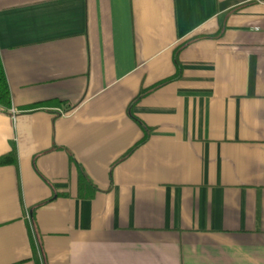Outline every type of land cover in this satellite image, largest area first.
<instances>
[{
    "label": "crops",
    "instance_id": "crops-1",
    "mask_svg": "<svg viewBox=\"0 0 264 264\" xmlns=\"http://www.w3.org/2000/svg\"><path fill=\"white\" fill-rule=\"evenodd\" d=\"M0 60V264H264V1L0 0Z\"/></svg>",
    "mask_w": 264,
    "mask_h": 264
},
{
    "label": "trees",
    "instance_id": "trees-1",
    "mask_svg": "<svg viewBox=\"0 0 264 264\" xmlns=\"http://www.w3.org/2000/svg\"><path fill=\"white\" fill-rule=\"evenodd\" d=\"M258 1H264V0H258ZM175 76L176 75H174V77ZM162 82H159L158 84ZM156 85H153L151 88L155 87ZM142 91L145 92L146 90H142ZM46 103L47 102L35 103L30 108L34 109ZM10 108H11L10 92H9L8 84L6 81L5 72H4V69H3V66L0 60V109L8 111ZM14 161H15L14 151H10L9 153L5 155L0 156V164L13 163ZM80 182H83V179H80ZM37 250H38L37 247L33 243V254L36 258L38 257Z\"/></svg>",
    "mask_w": 264,
    "mask_h": 264
},
{
    "label": "built area",
    "instance_id": "built-area-1",
    "mask_svg": "<svg viewBox=\"0 0 264 264\" xmlns=\"http://www.w3.org/2000/svg\"><path fill=\"white\" fill-rule=\"evenodd\" d=\"M58 112H59L60 114H64V111H62V110H58ZM11 113H13L12 110H11Z\"/></svg>",
    "mask_w": 264,
    "mask_h": 264
}]
</instances>
